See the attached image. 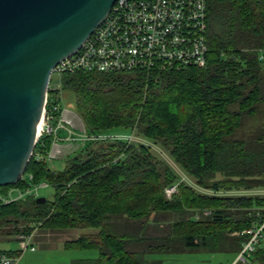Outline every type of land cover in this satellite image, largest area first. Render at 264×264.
Masks as SVG:
<instances>
[{
    "label": "trees",
    "instance_id": "16d2710c",
    "mask_svg": "<svg viewBox=\"0 0 264 264\" xmlns=\"http://www.w3.org/2000/svg\"><path fill=\"white\" fill-rule=\"evenodd\" d=\"M206 30L210 51L203 67L78 71L63 74L59 89L51 76L46 105H62L60 92H71V108L88 134L131 131L162 148L188 180L140 140L91 139L55 169L47 160L54 134L43 132L25 175L53 185L54 199L0 205V235L36 225L89 228L66 245L96 247L99 264H151L143 254L178 242L208 246L232 234L243 237L240 244L248 241L245 230L264 220V194L239 191L264 188V133L252 140L239 133L264 114V0H213ZM57 118L54 111V124ZM175 184L169 197L165 188ZM124 222L141 230H118ZM158 229L162 234L153 235ZM149 239L155 241L139 253ZM243 264H264V253Z\"/></svg>",
    "mask_w": 264,
    "mask_h": 264
},
{
    "label": "built area",
    "instance_id": "2783aa9c",
    "mask_svg": "<svg viewBox=\"0 0 264 264\" xmlns=\"http://www.w3.org/2000/svg\"><path fill=\"white\" fill-rule=\"evenodd\" d=\"M213 0H116L108 16L92 32L84 44L72 55L60 61L52 70L61 77L65 73L78 71H164L190 66L203 67L207 64L210 47L207 42L206 18ZM261 57H264L262 54ZM51 81V80H50ZM48 96L46 99V105ZM45 105L40 135L53 133L54 139L47 158H57L61 152L58 130L65 129L66 139L80 136L88 139H120L110 134H87L82 118L65 104L54 103L49 110ZM58 112L53 123V112ZM127 140H135L130 136ZM183 180L186 175L179 171ZM31 173L24 174L23 185L13 184L6 191H0V205L39 196V189L49 183H34ZM177 191V184L165 188L170 197ZM264 230V220L249 230L251 234L244 242L240 257L255 249ZM34 230L19 231L17 253L0 249V264H16L26 249L34 251L32 244ZM235 260L229 264H235Z\"/></svg>",
    "mask_w": 264,
    "mask_h": 264
},
{
    "label": "water",
    "instance_id": "95a60500",
    "mask_svg": "<svg viewBox=\"0 0 264 264\" xmlns=\"http://www.w3.org/2000/svg\"><path fill=\"white\" fill-rule=\"evenodd\" d=\"M115 2L0 0V186L17 184L26 172L53 68L84 44Z\"/></svg>",
    "mask_w": 264,
    "mask_h": 264
},
{
    "label": "rangeland",
    "instance_id": "374dc122",
    "mask_svg": "<svg viewBox=\"0 0 264 264\" xmlns=\"http://www.w3.org/2000/svg\"><path fill=\"white\" fill-rule=\"evenodd\" d=\"M53 85H58L60 83V75L54 73ZM60 97L63 99V104L74 109V95L71 92H60ZM71 108V109H72ZM249 126L242 129L239 136L245 139L252 140L256 138L262 132L264 133V114L263 116H257L256 118H250L248 122ZM74 138L66 139L68 132L65 129L58 130V135L62 137L60 140L61 152L57 158H52L47 160L50 165L55 169H62L67 160L80 150L85 147V145L91 140L84 138L85 136H80L74 130ZM88 134V132H87ZM112 136H116L120 139L127 140L130 136H134V139L144 141L148 144L153 145L154 150L164 157L170 164L176 167V169L181 171L174 161L168 156V154L153 142L142 139L136 134L128 130H111L107 133ZM184 175H186L184 173ZM186 179L188 176L186 175ZM240 193H261L264 194V188H258L254 190H241ZM55 187L51 184L41 187L39 189V196H44L48 199V203H51L54 199ZM160 217L158 218L162 222L168 221ZM118 230L124 231L125 233H133L141 230V226L138 223H119L117 225ZM89 228L85 227H67V228H46L44 226L36 225L34 228V235L31 239L32 244L36 247L34 251L26 249L20 260L16 264H99V250L96 247H80L75 245H66V242L78 238L84 233L88 232ZM153 235L162 234V230H153ZM15 234L8 233L7 235H0V249L7 251L9 249L19 250L18 240H15ZM12 238V239H11ZM10 239V240H9ZM243 237L240 235L232 234L228 235L218 241L211 242L208 246H198L190 247L184 242H178L173 245L171 250L168 251H148L143 254L144 260L150 262L151 264H229L234 260H239L238 264H243L251 261V257L257 252L264 253V230L260 240L255 245L256 251H251L249 254L246 253L244 256L246 259L240 257L242 249L240 250L242 244L240 241ZM155 241L149 239L147 242H142L139 244L138 250L141 253L145 247L146 243H151ZM142 255V254H141Z\"/></svg>",
    "mask_w": 264,
    "mask_h": 264
},
{
    "label": "crops",
    "instance_id": "0c3cea01",
    "mask_svg": "<svg viewBox=\"0 0 264 264\" xmlns=\"http://www.w3.org/2000/svg\"><path fill=\"white\" fill-rule=\"evenodd\" d=\"M11 239H12V238H11ZM14 239L17 240L16 237H15ZM9 240H10V239H9ZM17 242H18V241H17ZM18 244H19V242H18ZM17 250H18V249H17ZM12 251H15V250H13V249H9V250H8V252H11V253H12Z\"/></svg>",
    "mask_w": 264,
    "mask_h": 264
}]
</instances>
